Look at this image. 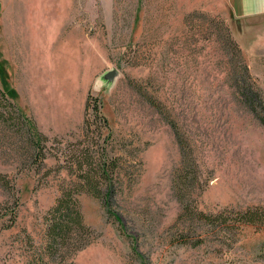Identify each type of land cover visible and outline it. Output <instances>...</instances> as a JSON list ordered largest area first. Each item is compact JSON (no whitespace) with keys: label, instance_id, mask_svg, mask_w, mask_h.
<instances>
[{"label":"rangeland","instance_id":"rangeland-1","mask_svg":"<svg viewBox=\"0 0 264 264\" xmlns=\"http://www.w3.org/2000/svg\"><path fill=\"white\" fill-rule=\"evenodd\" d=\"M250 2L241 11L258 15L237 19L220 3L209 12L176 0H0V77L47 151L40 169L27 160L7 169L12 159L0 153V171L18 191L15 221L0 228V264L48 260L45 215L71 179L54 154L85 140L89 96L108 120L109 153L124 163L114 207L122 225L81 193L90 243L53 264H264V223L220 232L205 225L197 246L178 240L185 226L200 227L183 222L177 196L186 159L197 175L188 199L198 209L264 208V1ZM110 69L114 81L100 80ZM251 85L258 113L243 99L246 88L253 97ZM146 96L176 121L190 156ZM13 201L0 190L1 213Z\"/></svg>","mask_w":264,"mask_h":264},{"label":"trees","instance_id":"trees-1","mask_svg":"<svg viewBox=\"0 0 264 264\" xmlns=\"http://www.w3.org/2000/svg\"><path fill=\"white\" fill-rule=\"evenodd\" d=\"M250 93L253 96L248 98V89L244 92V101H249L255 113L262 103L258 90L251 87ZM148 101L160 114H163L175 131V137L179 146L183 148L184 156H190V147L186 139L179 132L177 123L169 115L163 113L159 102L146 96ZM258 102V106L256 103ZM255 106V107H254ZM101 102L96 98L88 97L87 110H90L91 117L84 121L85 140L72 147L55 153L58 160L64 163L62 168L67 170L71 179L64 180L59 186V195L54 204L48 209L45 215V254L48 260L42 257L36 258L26 264H53L56 256H63L67 253L77 251L90 243V229L84 224L80 211L78 195L87 193L98 198L108 215L113 217L120 225L122 221L114 209L116 197L122 191L124 163L121 157L109 153L110 134L108 120L100 111ZM257 107V108H256ZM264 110V106L262 105ZM258 109V110H259ZM259 117L264 119V114ZM91 119H94L91 120ZM94 122L100 124V131L92 127ZM96 132V134H94ZM46 137L38 130L34 121L26 115L12 99L10 91L6 88L3 79L0 77V153L7 154L12 160L6 163V168L12 169L29 162L35 169L43 167V160L47 156L45 150ZM109 144V145H108ZM192 160L186 159L184 166L178 169L176 176V190L179 202L182 204L181 215L186 220L197 222L200 227L195 229L185 226L179 234V242L197 246L205 241V225H211L220 232L229 227H237L243 224L264 223V208L261 206L248 207L232 212V215L206 213L198 209L189 198V190L196 183L197 175L194 171ZM0 190L12 193L14 201L7 206V211L1 213L4 207L0 205V228L10 227L16 218V183L8 173L0 171ZM2 219L4 215H8ZM189 225V224H188ZM194 235L191 237L190 234ZM192 240V241H190Z\"/></svg>","mask_w":264,"mask_h":264},{"label":"crops","instance_id":"crops-1","mask_svg":"<svg viewBox=\"0 0 264 264\" xmlns=\"http://www.w3.org/2000/svg\"><path fill=\"white\" fill-rule=\"evenodd\" d=\"M171 1L172 0H162V2L163 3L165 2L166 5H169ZM176 1L178 2V4H184V3H186V4L187 3L188 4L195 3L196 4V3H199V8L202 7V4H206V6L203 9H205L209 12H211L212 10L215 11V9L217 8L219 3L220 4H226L227 6L230 5L231 17L237 18V19H243V18L252 16V15H258L256 12H242L241 11L242 9L244 10L243 6L245 3V0H176ZM251 1H254V3H256L257 0H251ZM250 3L252 5H254L253 2H250ZM207 5H209V8L207 7ZM247 13H251V14H247Z\"/></svg>","mask_w":264,"mask_h":264},{"label":"water","instance_id":"water-1","mask_svg":"<svg viewBox=\"0 0 264 264\" xmlns=\"http://www.w3.org/2000/svg\"><path fill=\"white\" fill-rule=\"evenodd\" d=\"M118 76V71L116 69H110L102 73L100 80L103 82L111 83Z\"/></svg>","mask_w":264,"mask_h":264}]
</instances>
